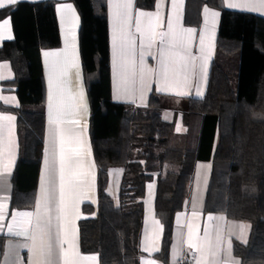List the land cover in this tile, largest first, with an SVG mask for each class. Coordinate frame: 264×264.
Here are the masks:
<instances>
[{
    "label": "trees",
    "instance_id": "trees-1",
    "mask_svg": "<svg viewBox=\"0 0 264 264\" xmlns=\"http://www.w3.org/2000/svg\"><path fill=\"white\" fill-rule=\"evenodd\" d=\"M80 16L79 47L90 104V138L97 166V215L79 222L80 249L100 264H139L146 184L157 176L155 216L163 226L159 253L167 264L175 215L183 208L195 165L211 160L204 214L247 222L246 244L235 242L241 264H264V18L228 11L223 0L198 1L221 13L214 58L203 100H189L182 113L185 134L175 132L161 112L166 100L155 92L144 107L111 98L106 0H70ZM55 1L21 2L0 10L10 17L14 38L0 46V61L14 74L3 92L20 95L22 84L39 80L36 106H1L16 116L18 158L9 208L35 202L44 142L45 83L41 51L60 46ZM153 10L155 0H135ZM215 136L216 147L213 152ZM213 152V153H212ZM124 170L117 203L106 192L108 171ZM91 213L90 206L83 207ZM4 237L0 236V260Z\"/></svg>",
    "mask_w": 264,
    "mask_h": 264
},
{
    "label": "crops",
    "instance_id": "crops-1",
    "mask_svg": "<svg viewBox=\"0 0 264 264\" xmlns=\"http://www.w3.org/2000/svg\"><path fill=\"white\" fill-rule=\"evenodd\" d=\"M47 0H16L15 3H7L4 0V7L0 10L14 6L21 2L36 3ZM55 1V14L59 28L60 46L56 49L41 51V61L44 73L45 83V127L43 153L41 160V169L35 196V202L31 209H14L10 210L9 203L12 195V177L18 158V138L16 129V116L12 113L2 112L0 116L12 115L15 120L12 121L11 146L7 148L8 137L5 136L0 140V236L4 237L3 252L0 264H47V260L40 255V238L37 233V215L39 214L44 220L51 218V243L52 255L51 264H64V257L60 251L61 247L69 252L70 259L74 264H100L97 254H83L80 249L79 222L84 219H93L97 215L98 192H97V166L93 156V150L90 138V104L87 96L83 70L81 65L79 31L80 16L75 5L70 0H51ZM198 1L205 0H155L153 10L139 9L135 5V0H131L132 7L128 9L130 16L129 24L126 28V34L135 41L133 53L129 54L125 48V60L122 61L119 55L120 39H117V55L114 56L113 37H114V12L116 3L123 0H106V15L108 24V42H109V63L111 75V98L114 103L144 107L148 104L150 95L155 92L166 100L167 107L161 112V116L172 115L174 122L164 120L165 122L174 123L177 134H185L186 127L182 122V113L186 109L189 100H203L206 94L209 80L210 68L215 54L217 34L219 29L221 13L209 7L206 4L198 5ZM245 0H223L224 8L228 11L247 13L264 18L257 10H245L241 8H230L228 3H243ZM68 5L71 9L68 10ZM63 9V11H61ZM207 9V11H206ZM218 13L213 17L212 13ZM10 21L11 39H0V46L14 38L10 17L0 20ZM137 21L144 30L149 24L154 26V35L149 38L148 34L137 31ZM157 21L159 26L157 27ZM169 22L173 30L178 34H184L187 37V29H192L191 40L188 53L181 51V55L186 60L169 58L170 50L169 40ZM204 38V48L201 50L200 38ZM151 44V46H149ZM165 55L162 57L161 50ZM176 51V49H171ZM45 52H58L62 55L59 57H45ZM141 53H143V64H141ZM190 53V55H189ZM202 56H207L206 70L202 67ZM75 57L78 62V69L72 67L68 70L67 76L62 74V69L66 61H71ZM134 61V63H132ZM187 63L189 67L181 70V66ZM195 65L193 69L191 65ZM167 66L172 86L165 87L161 83L162 74ZM151 70L146 74L144 80V91L141 98V68ZM79 71L80 77L77 79L76 72ZM135 75H132V73ZM52 78L50 86L49 78ZM186 77V78H185ZM14 78L13 71L8 61H0V107L17 108L20 105L36 106L40 99V82L39 80H30L22 84L20 95L14 92H3L2 83L12 81ZM81 86L83 88L85 101L87 103V112H82L78 116L62 115V119H79L81 126L67 125L72 127L82 136L85 146L90 150V155L84 156V168L89 171L87 183L76 187L69 198L67 204V218L70 221L68 228V241L70 243L59 244V239H64L63 229L60 221L56 219L58 212L55 208L51 209L47 215L45 210L37 207V201L41 196V180L45 172L46 152L50 149L49 144V95H53L54 110L55 98L63 90L65 98L69 95L76 96ZM119 89V99H117ZM129 89L130 91H125ZM182 93V94H181ZM163 119V118H162ZM7 125L9 122L0 121ZM217 136L213 152L216 147ZM7 148V150H6ZM212 152V153H213ZM94 165V166H93ZM58 167V165H57ZM124 170L122 168H111L108 171L107 194L114 200L118 201L120 185ZM212 173L211 160H201L195 165L194 172L188 185V196L183 204V208L175 215L173 236L167 264H197L200 254L195 249H190L187 244L189 227L194 236L203 240L207 231L209 239L215 243L217 230L223 238L222 248H227V242L231 241V257L233 264H241L239 258L234 255V243L246 244L251 232V225L247 222L228 219L224 214L208 213L204 214L205 199L208 185ZM57 196L59 193V177H56ZM157 189V176L146 184L144 198V220L141 233L140 248L142 255L139 257V264H162L154 256L159 253L163 234V226L155 216V198ZM90 206L91 213H84L83 207ZM33 213L31 223H27V218L22 217L21 213ZM195 213V215H194ZM212 216L214 219L209 220ZM223 218V219H220ZM157 221L159 223H157ZM243 226L242 228L240 226ZM18 232L26 234L17 235ZM35 238V239H33ZM47 239V238H45ZM96 256L97 260H89L88 257ZM221 260L226 259L222 251ZM211 262V257L208 258Z\"/></svg>",
    "mask_w": 264,
    "mask_h": 264
},
{
    "label": "snow or ice",
    "instance_id": "snow-or-ice-1",
    "mask_svg": "<svg viewBox=\"0 0 264 264\" xmlns=\"http://www.w3.org/2000/svg\"><path fill=\"white\" fill-rule=\"evenodd\" d=\"M16 0H7V3H15ZM4 0H0V7H4ZM230 8H241L245 10H257L260 11L261 14H264V0H245L243 3H228L227 5ZM132 7L131 0H123V2L116 3L114 8L116 11L114 12V37H113V47H114V56L117 55V39L119 34L120 39V52L119 55L121 60H125V48L128 49V53H133L132 46L135 41L132 40L126 34V28L130 21V16L128 13V9ZM69 11H74L71 9V5H68ZM63 11V9H61ZM207 11V9H206ZM218 13L213 12L212 16H217ZM157 27L159 26V21H157ZM169 28V45L170 50L168 52L169 58H179L180 60H186V57L181 55V51L188 53L189 44L192 35V29H187V37L184 34L176 33L173 28L171 22L168 25ZM137 31H141L142 34L146 32L151 39L154 35V26L149 24L144 30L141 29L139 21H137ZM11 31H10V21L4 20L0 23V39H11ZM201 50L204 48V38H200ZM151 46V44H149ZM171 49H176V51H172ZM61 53L58 52H45L44 56H54L59 57ZM143 53H141V64H143ZM162 57L165 55L164 50H161ZM190 55V53H189ZM203 60L202 67L206 70L207 67V56H202ZM134 63V61L132 62ZM72 67H76L78 69V62L75 57L69 62L66 61L65 65L62 69V74L67 76L68 70ZM189 65L187 63L181 66V70L187 69ZM194 69L195 65H191ZM151 70H145L143 67L140 72V80H141V98L144 91V80L146 74H150ZM132 75H135L133 72ZM76 77L79 79L80 73L76 72ZM186 78V77H185ZM49 83L51 86L52 78L50 76ZM161 83L164 84L165 87L172 86V81L169 78L167 66L165 67V71L162 74ZM125 91H130L126 89ZM182 94V93H181ZM53 95L50 92L49 95V104H48V124H49V144L50 149L46 152L45 157V172L44 176L41 180V196L40 200L37 201V207H42L45 210V215L55 208L58 212L56 219L61 223V227L64 233V239H59L58 243H70L67 239L69 228L68 225L70 221L67 218V204L66 200L70 197L72 191L78 187L87 183V176L90 174L89 171H86L84 168V156L90 155V150L85 146L82 136L75 131L72 127H67V125L81 126V121L79 119H62V115L66 114L69 116H78L82 112H87V103L85 101V96L83 92V88L76 96L69 95L67 99L63 94V90H61L60 94L55 98V110H54V102ZM117 99H119V89ZM15 120V117L12 115L0 116V121L9 122L7 125L0 123V140H2L5 136L8 137V145L7 148H10L12 140V121ZM6 148V150H7ZM58 165V167H57ZM94 166V165H93ZM59 177V193L57 196V183L56 177ZM2 207V206H0ZM22 217L27 218V223H31V217L33 213L26 212L20 214ZM195 215V213H194ZM209 220L214 219V217L209 216ZM223 219V218H220ZM157 223H159L157 221ZM243 227L242 225L240 226ZM37 233L40 238V255L47 260V264H51V255H52V237H51V218L49 217L47 220H44L39 214L37 215ZM17 235L26 234L25 232H18ZM47 238V239H45ZM35 239V238H33ZM224 241L222 236L220 235V230H217V236L215 243L209 239L207 231L205 232V237L203 240L194 236L191 227H189L188 240L187 244L190 249H195L199 254L200 258L197 261V264H233L231 257V241L227 242V248H222ZM63 257L64 264H74V261L70 259L69 252L65 251L62 247L60 249ZM224 252L226 255V259L221 260V252ZM211 257V262H209L208 258ZM89 260L96 261V256L88 257Z\"/></svg>",
    "mask_w": 264,
    "mask_h": 264
},
{
    "label": "rangeland",
    "instance_id": "rangeland-1",
    "mask_svg": "<svg viewBox=\"0 0 264 264\" xmlns=\"http://www.w3.org/2000/svg\"><path fill=\"white\" fill-rule=\"evenodd\" d=\"M162 118H163V120H169V121H172V122H174V120H177V118L174 119L172 115L168 116V115H166V113L163 114Z\"/></svg>",
    "mask_w": 264,
    "mask_h": 264
}]
</instances>
